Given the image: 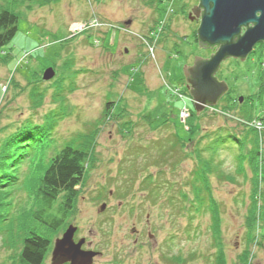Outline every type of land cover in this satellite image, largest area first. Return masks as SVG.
<instances>
[{
	"label": "rangeland",
	"instance_id": "rangeland-1",
	"mask_svg": "<svg viewBox=\"0 0 264 264\" xmlns=\"http://www.w3.org/2000/svg\"><path fill=\"white\" fill-rule=\"evenodd\" d=\"M149 2L0 0V9L18 14L16 34L0 48V129L6 126L0 140L29 120L30 125L53 123V145L59 149L65 142L77 144L96 133L93 166L64 217L66 226L58 229L46 222L60 200L52 211L40 212L36 197L54 146L38 145L35 139H43L40 132L18 142L23 147L16 149L13 166L6 168L8 176L0 179V264H20L21 241L29 231L48 237L50 249L42 264H51L54 241L68 224L77 226L75 239L85 237L89 248L99 252L92 264H215L218 254L225 264H241L244 259L264 264V222L251 232L244 222L255 165L263 172L259 186L264 199V134L259 155L248 151L259 146L258 135L256 144L248 138L242 147L227 141L226 149L215 155L223 172L234 178L209 176L217 214H190L191 202L186 201L184 209L179 203L174 206L164 191L151 200L141 189L145 171L129 182L126 171H120L121 166L142 162L146 145L170 141L174 131L180 138L188 137L180 111L194 105L190 95L180 97L176 91L184 85L181 72L195 56L208 58L215 51L195 41L197 23L187 20L191 0H163L160 10ZM49 67L54 76L43 80ZM216 76L228 90L214 106L197 112L200 131L189 143L186 140L183 155L174 166L165 162L147 168L154 175L153 184L162 190L168 184L183 187L197 164L192 149L203 148L218 127L243 136L232 119L217 116L228 106L227 99L242 96L230 107L240 119L264 116V43L244 60L224 59ZM125 120L131 122L127 133ZM103 201L106 207L99 211ZM134 229L141 232L137 243ZM249 238H254L252 244ZM254 241L261 244L253 245ZM175 255L182 262L170 260Z\"/></svg>",
	"mask_w": 264,
	"mask_h": 264
},
{
	"label": "trees",
	"instance_id": "trees-1",
	"mask_svg": "<svg viewBox=\"0 0 264 264\" xmlns=\"http://www.w3.org/2000/svg\"><path fill=\"white\" fill-rule=\"evenodd\" d=\"M152 1L157 7L158 4L163 0H150V2ZM158 10H160V8ZM158 13H160L159 15L162 16V12ZM17 24L18 14L16 12L6 8L0 9V48L12 40L17 32ZM195 41L198 42L197 34L195 36ZM182 79L183 78H181L180 82H182ZM258 86H261V84ZM176 91H178L177 93L180 97L185 98L189 95L184 85L181 88H177ZM238 100L237 98L232 99L231 97L230 99H227L226 105L228 106L222 107V109L218 110L220 114L217 116L225 119L226 121H228V119H232L234 121V127H237V129L241 128V133L243 136L239 138L231 131L230 128L226 126H220L216 129L217 131L215 130L212 132V136L209 137L203 148L196 147L195 150L192 149V151L197 153V164L193 171L189 173L187 181L183 184V187L174 186L173 188H169L168 184L166 185L165 189L162 190L160 184H153L155 180L154 175L151 174L147 168L152 164L161 165L165 164V162H168L170 164L169 166H174L172 163L175 162V159L180 156V153L181 156L183 155L182 153H184L185 147L187 145L185 144L186 140H188L187 142L189 143L197 136L198 130L200 131L199 119L201 118V114L197 113L195 109H188V120L185 119L184 121V127L188 131V137L185 139L180 138L174 131L170 135V141L166 139L162 141L161 145L160 143L157 144L154 142L150 145H146L144 147L146 151L143 152L145 156L141 159L143 160L142 162H133L134 164L132 163V166L130 165L129 167H120V171H126L124 175L129 176L126 182L131 181L134 177L145 171V176L141 179V189L146 191L149 199L156 200L157 198L161 197V194L164 191V193L167 192L169 194L167 197L168 201L169 199L172 203L175 201V203H173L174 206H177L179 203V207L184 209L185 202H191L192 209L189 210L190 214L202 215L203 213H208L211 211H213L214 214H217L218 204L211 194L209 176L212 175L216 178L221 177L222 180L226 179L229 181H233L234 178L233 176L226 175L223 172L221 164L215 159V155H218L222 148L224 149L225 147L226 149L227 145L224 144H226L227 141H231L233 144L236 142V144L238 143L239 146L242 147L248 138H253L256 144L258 137L259 146L257 147L256 145V147L248 149V151L253 152L255 155H259L261 153L260 144L262 142V135L264 134V116L258 118L250 117L247 120L240 119L243 117L232 114L230 110L233 105H236ZM35 106H37V103ZM107 116L109 117V115ZM107 116H105V119H108ZM125 116H127V114ZM233 116L239 119H234ZM29 121H27L26 124L20 125L19 128H17L11 135L5 136L0 140V179L2 177L8 176V174H6V168L13 166L16 149L23 147L22 145H19L18 142L28 139L27 136L32 134L36 135L37 132H40V135L43 136L44 140L42 137H35V140H38L37 144L49 147L54 146L52 133L54 131L55 125L51 122H45L42 125L33 123L30 125L28 124ZM130 123V120L124 121L125 127L128 128L125 130L126 133L129 130L128 126ZM164 125H166V121H164L162 127ZM5 127L6 126H4L3 129ZM3 129H0V132H3ZM91 133V135H88L82 141L78 139L79 142L77 144L72 143L71 141L65 142L61 144L60 149L57 145H55L51 150L50 155L47 157V167L40 179V184L36 190V197L40 203V212L45 209L49 212L52 211L54 204L57 203V200H60L57 209L50 216V220L46 222V224L51 227V229H58L64 226V217L72 209V205L78 195V188L84 183L86 173L93 166V156L95 155L93 153L94 151L92 145L94 144L93 137L96 135V133L95 131H92ZM256 135H258V137H256ZM206 136L207 135H205L204 138H207ZM199 137L202 136L199 135ZM30 146L32 149L34 145ZM179 146H181V148H179ZM156 154H159V156ZM239 158L241 160L244 159L242 155H239ZM258 171V166H252L253 175L252 179L251 177L250 179L253 183V186L249 194L250 202L244 220L245 226L247 227V232H251L255 225L258 226L259 221L264 222V199L261 194L262 188L259 186V182L261 179H263V172ZM161 173H164L162 168ZM184 187L187 188V191L184 189ZM102 203H105V201ZM56 213H58L59 216H57ZM35 216H38V214L36 213ZM69 225L70 224H68V226ZM214 228L217 227L213 226V234L215 235L216 231ZM27 234L28 235L21 241V250L18 255L19 262L20 264H42L50 249L49 239L48 237L37 234L33 231H29ZM253 239L254 238L248 239L251 241V244ZM256 242L258 241H254L253 245ZM170 260L176 263L182 262V260H179L177 255H175L173 258H170ZM248 263L249 261L247 259H244L243 261L241 260V264ZM215 264H225L221 254L216 256Z\"/></svg>",
	"mask_w": 264,
	"mask_h": 264
},
{
	"label": "water",
	"instance_id": "water-1",
	"mask_svg": "<svg viewBox=\"0 0 264 264\" xmlns=\"http://www.w3.org/2000/svg\"><path fill=\"white\" fill-rule=\"evenodd\" d=\"M202 9L197 28L200 47H215L208 58L195 56L193 64L183 66L190 87L194 109L212 107L227 92L226 82L215 75L220 63L228 58L244 60L254 46L264 43V0H198ZM54 76L52 67L44 69L43 80ZM242 101V97H239ZM105 203L100 204L103 211ZM76 226L70 224L60 238H56L51 251V264H92L98 251L82 249L85 239L77 242L73 236Z\"/></svg>",
	"mask_w": 264,
	"mask_h": 264
},
{
	"label": "flooded vegetation",
	"instance_id": "flooded-vegetation-1",
	"mask_svg": "<svg viewBox=\"0 0 264 264\" xmlns=\"http://www.w3.org/2000/svg\"><path fill=\"white\" fill-rule=\"evenodd\" d=\"M193 3H191L192 5L189 7V9L190 10H187V20L189 21V22H196L197 23V27H198V24H199V22H200V15H201V13H202V9H200L199 7H198V3H199V1L198 0H191ZM188 5V4H187ZM158 8H159V6H157ZM259 43H263V42H259ZM259 43H257L255 46L257 47V45L259 44ZM255 46H254V48H255ZM214 49H215V47H213ZM253 48V49H254ZM253 51V50H252ZM192 64H193V62H192ZM191 64V65H192ZM182 74H181V76L183 77V80H184V87L186 88V90H187V92H188V94H189V90H190V87H189V85H188V83H187V79H186V77L184 76V73H183V71L181 72ZM215 75H217V72H216V74ZM219 80H221V79H219ZM106 203V202H105ZM133 234L135 235V238H134V243H137L138 242V239H139V237H141V232L140 231H138V230H136V229H134L133 231ZM63 234V233H62ZM147 235H148V237L149 238H151V234L148 232L147 233ZM62 236V235H61ZM60 238V237H59ZM80 238H82V237H80ZM80 238H77V239H75V233H74V236H73V239H74V241L75 242H77ZM84 239H85V241H84V243L82 244V249H84V250H87V249H91V248H89L90 246H91V243H90V241H87L86 240V238L85 237H83ZM62 264H69L68 262H66V263H62Z\"/></svg>",
	"mask_w": 264,
	"mask_h": 264
},
{
	"label": "built area",
	"instance_id": "built-area-1",
	"mask_svg": "<svg viewBox=\"0 0 264 264\" xmlns=\"http://www.w3.org/2000/svg\"><path fill=\"white\" fill-rule=\"evenodd\" d=\"M180 116L183 120V122L185 121V119L189 116V111L186 108H182L180 111Z\"/></svg>",
	"mask_w": 264,
	"mask_h": 264
}]
</instances>
